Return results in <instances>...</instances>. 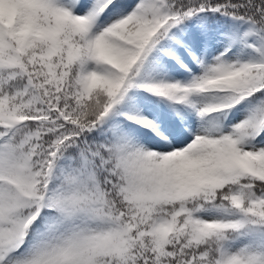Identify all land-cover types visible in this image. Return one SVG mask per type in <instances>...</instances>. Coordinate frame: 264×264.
I'll return each mask as SVG.
<instances>
[{
  "label": "snow or ice",
  "instance_id": "obj_1",
  "mask_svg": "<svg viewBox=\"0 0 264 264\" xmlns=\"http://www.w3.org/2000/svg\"><path fill=\"white\" fill-rule=\"evenodd\" d=\"M0 264H264V0H0Z\"/></svg>",
  "mask_w": 264,
  "mask_h": 264
}]
</instances>
